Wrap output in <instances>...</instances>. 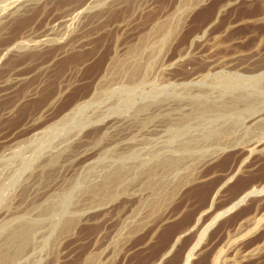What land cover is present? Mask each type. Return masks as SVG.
Returning <instances> with one entry per match:
<instances>
[{
  "label": "rangeland",
  "instance_id": "rangeland-1",
  "mask_svg": "<svg viewBox=\"0 0 264 264\" xmlns=\"http://www.w3.org/2000/svg\"><path fill=\"white\" fill-rule=\"evenodd\" d=\"M149 1L152 5L160 2ZM86 2L0 0V23H10V38L0 37V214L14 208L21 195L28 196L29 184L44 165L43 157L57 150L63 154L64 142L84 127L83 135L92 136L95 123L99 127L112 124L106 135L87 146L91 152H99L93 164L71 174L70 182L52 196L26 202L0 223V264H182L217 213L251 187L264 184V152H242L249 141L264 134L263 125L249 128V117L264 113V106H257L264 101V74L260 75L264 66L253 71L250 65H233L232 61L237 57L264 61V17L260 19L264 6L261 0H183L157 17L154 32L134 37L135 48L117 58L116 67L112 64L106 72L108 59L118 46L114 35L93 22H98L96 15L107 8L109 0ZM132 27L134 31L138 26ZM13 37L19 39L12 43ZM5 47H9L7 51ZM231 86H235L233 92ZM235 91L256 99L253 106L245 103L216 116L189 115L196 104L219 101L226 94L233 98ZM54 93L59 99L52 114L58 116V124L41 135L18 138L16 131L27 115ZM153 97L168 100L173 130L138 137L141 147L146 145L153 152L146 150L142 156L150 160L160 152L180 126L177 119L186 114L189 130L185 138H174L188 142L184 159L167 171L159 168L139 173L141 178L133 175L136 181L131 184L99 185L110 174L108 166L124 152L119 148V124L126 117H135L133 111L125 113L122 108L134 102L139 107L141 99ZM71 110H75V123L50 136L71 123L59 121ZM223 125H232L228 135L215 136L213 131ZM227 142L234 145L213 153ZM68 157L64 153L50 168L52 177L64 171ZM217 191L220 194L212 205ZM133 196L136 204L96 219L98 213L113 210ZM179 237L182 239L176 243ZM213 262L264 264V195L224 214L210 227L190 264Z\"/></svg>",
  "mask_w": 264,
  "mask_h": 264
},
{
  "label": "bare ground",
  "instance_id": "bare-ground-1",
  "mask_svg": "<svg viewBox=\"0 0 264 264\" xmlns=\"http://www.w3.org/2000/svg\"><path fill=\"white\" fill-rule=\"evenodd\" d=\"M86 1L87 0H81L82 3H85ZM159 1L162 2L161 0H159ZM166 1H167V3H160L159 2V3H156V5H152V3H150L149 0H146L145 1V4L142 3L141 0H109V2L107 4V8H105V10H103L99 15H96L97 19L99 18L98 19V22L96 21V22H93V23H98L97 26L98 25L99 26L101 25L102 29H104L105 32L106 31L108 32V35L109 34L114 35V38H115L116 43H117V45L116 44L115 45L118 46V48L116 49V51L114 50L115 51L114 55L113 56H110V61L108 59V62H109L108 64L109 65L106 66V72H109V70H111L112 64H113V66L116 65L115 64V61H116L117 58H119L120 56L126 55L127 53H130L131 52L130 50H133L135 48L134 47L135 44H134V41H133L134 37L136 38L140 33L141 34H144V35L145 34L149 35V33L151 31H153L152 29H154L153 25L156 24V20H158L159 17H161L164 13H166L168 11V9H169L168 7L169 6L170 7H173V6H177V4L179 6L183 2V0H166ZM261 1H262V5L264 6V0H261ZM155 2H158V0L155 1ZM85 4H83V5H85ZM158 4H160V5H158ZM6 10H4V11H6ZM158 12H159V14L161 13L159 16H157L158 15ZM156 13H157V15L154 16ZM10 17H12V15ZM260 17H261L260 19H263L264 13H262V15ZM8 22L9 21H7V22H1L0 23V27H1L0 37L3 36L5 38H7V36H8V38H10L9 37V33H8L9 27H10V23L8 25ZM4 23H6L7 25H4ZM134 24H137L138 27L136 28V30L134 29V31H133L132 30V28H133L132 25L134 26ZM157 26L159 27V25H157ZM99 32L103 34V31L102 32L99 31ZM122 35L123 36L124 35L127 36V38H126L127 41L126 40L125 41H122V39H121L123 37ZM140 35H139V37H140ZM21 36H23V33L21 34ZM21 36H19V37H21ZM19 37L14 38V40L12 41V43H14L15 41H17L19 39ZM128 37H130V38H128ZM123 39H125V38H123ZM8 48L5 47V50L7 51ZM136 51H137V49H136ZM58 52H60V49L57 51V53ZM179 56L181 57V55H179ZM235 56H237V55H235ZM129 57H132V56H129ZM124 59H126V58H124ZM135 59H136V57H135ZM127 60H128V58H127ZM131 60H129V61L131 62ZM251 60H252L251 57H246V58L237 57V58H235L232 61L234 62L233 65H239V64L242 65L244 63L246 65H250L252 67V70L253 71H259L260 69H262V66H264V61H261V58L260 59H257V61H261L262 63L261 62L254 63ZM171 61H170V63H171ZM173 61H174V59H173ZM181 61H182V58H181ZM137 62L135 60V63H137ZM119 63H121V62H119ZM228 64H230V63H228ZM231 64H230V67L232 66ZM255 64H258V65H255ZM122 65L124 66V64H122ZM129 65H131V64H129ZM260 65H262V66H260ZM117 66H118V64H117ZM134 66L135 65L133 64L132 67L135 68ZM167 66L169 67L168 64L165 67H167ZM171 66H172V64H171ZM118 68L121 69L122 67L120 68L118 66ZM165 70H166V68H165ZM188 70H189V68H188ZM246 70H248V69H246ZM131 71H132V69H131ZM164 71L161 72V73L163 74ZM165 73H167V71ZM174 74L175 73H170L169 72V75H174ZM263 74L264 73H262L260 75H263ZM185 75H187V74H185ZM263 77H264V75L262 76V79H263ZM263 80H260V81H263ZM257 81H259V80H257ZM263 82H261V83H263ZM260 84L258 85L256 83L255 86H257V85L260 86ZM234 87L233 86L230 87V89L232 88V92H233ZM227 89L230 90L229 87ZM227 89H226V92H227ZM236 94H237V92H236ZM238 94H239V96H238ZM238 94L236 95L237 97L235 96L233 98L231 97L232 94L230 95L231 98L229 96H227V94H226L225 95L226 97H222L221 100H219V101L216 100V101H213V102H205V103H202V104H196L195 106L192 107L193 110L191 112H189V115L192 114V115L195 116V114H198L199 115L200 112H202V115L206 113L209 116H210V114H215L214 116H216L217 113H220V112H223V111H226V110H229V109L231 110V108H236V107H239L241 105H244L245 106V103L249 104V106H253L254 101L256 99H254L253 97L251 99L249 96L240 95L239 92H238ZM227 97H229L230 100L223 99V98H227ZM58 99H59L58 94L57 93H54L48 99H45V102H43L42 104H40L36 108L33 107L34 109L29 113V115H27L28 118L26 117L27 119H25V123L22 124L21 126H19L18 127V130L16 131L18 138H21V137H24V136H29L31 134H38V135L40 134L41 135V133H43L44 130H46L48 128L51 129V131H52V128H50V127H53V125H57L58 124L57 123L58 122L57 121V119H58L57 117L58 116L53 117V114H52V111H53L54 106H55L56 102L58 101ZM140 101H141V103H140L141 106H139V107H137V104L139 102L138 103L137 102L130 103V105H125L126 107H123L122 106L123 107L122 109H123V111L125 113H130L131 111H133L132 113L135 114L134 115L135 117L134 118H132V117L131 118L130 117H126L124 119L122 118L123 121H121V123L119 124L120 125L119 127L121 129L120 130V133H121V143L119 144V148L121 147V150H123L124 152L120 154L118 160H114V162L110 166H108V169H107L108 171L107 172H110V174L109 175H106L105 174L106 176L102 178V181L101 180L99 181V183H100L99 185H101V186H103V185L104 186H107L109 184H111V185L112 184H122V185L131 184L134 181H136V177L135 176L141 175L139 177L140 178L142 177V174H139V173H142V172L144 173L145 171H146V173L147 172L148 173H151V172H153L156 169H158V170L163 169V170L167 171L172 166H174V164H179V162L184 159L185 152H186L185 151V148H187L186 146H187L188 142H185V143L184 142H178L177 140L179 139L180 136H183V138H185L184 137V133L187 130H189L190 122L187 121V119L189 117H187L186 114H183L182 118L177 119L179 121V123H180V126L176 130L173 131L175 133L173 134V139H171V141L168 140L165 143L163 142L164 143L163 144L164 147L161 148L160 152L159 151H157V152L154 151L155 153L152 154L153 157L151 156L152 158L150 160L149 159H146L145 157L142 156V154L146 150H147L146 151L147 153H150L151 150L150 149L148 150V148H146L148 146H146V145H145L146 147L144 146V148H142L141 147V145H142V142L141 141L142 140H140V138H138V137H143L142 139H144L148 135H152V134H155V133H163V132L164 133L165 132L168 133V132H171L173 129L171 128V124H170L169 121H171L173 118L170 115V111H171V108L170 107L171 106L168 103V100L167 99L162 100V101H157L156 100V97H153L152 100L151 99H141ZM259 105H262V106H259ZM257 106L259 108L263 107L264 106V101H263L262 104L259 103ZM74 111L75 110H71L61 120H59L61 123H62L63 120H65V121L66 120H69V122H71V123H67L66 122V124L63 125V127H65V128H63V129H58L57 128L55 131L51 132V135L50 136H53L54 137L60 131L66 129L69 125H72V124L75 123L74 122V117L72 118V115H73L72 113ZM182 111H184V113H185V110H182ZM169 117H171L172 119H170ZM206 117H208V116H206ZM249 119L253 123V125H251L252 123L250 124L249 128L251 126H254V124H256V126L257 125H263L264 126V113H262V111L261 112H258V113H254L251 117H249ZM100 122H102V121H100ZM243 122H242V125L244 126L245 124ZM110 125H112V124H108V125H104V126H100L99 127L95 123L93 125V127L95 126V128L96 127L97 128H96V130H95V132H94V134L92 136H88V134L83 135L84 132H85V130H86L85 127L82 128V129H80L75 134H73V135L71 134L72 135L71 139H68L66 142H64L65 143V146H64L63 154L64 153H68V155H69V157L66 159L67 160L66 166L64 167V171L62 173L60 172V175H58L56 177H52V175L49 173V170H50V168L52 166H54L56 164L55 162L63 154L60 153V152L58 153V150H57L56 153H53L49 157H47V156L46 157H43V160H44L43 163H44V165H42V167H40L41 169L36 174V175H38L37 179H34L33 180L34 182H31L29 184L30 186H29L28 189H31V190L29 191L28 196L21 195L17 199V201L15 202V204H14L15 207L14 208L13 207H11L10 209L8 208V210L6 212L1 213L0 214V223H2L3 221L8 220L9 219V216L11 214L13 215L14 213L16 214V212L20 211V209H22L23 206L26 205V202H28L30 200H34L35 198L37 199L38 196L40 198L41 197H46L47 198V196H49V197L52 196L53 194H55L57 191H59L60 189H62L63 187H65V185H67L70 182V180L72 178V176H70L71 174L73 175L75 172H77V170L80 167H82L84 165H87L88 166V164H93L95 162V160L99 157V152H96V153L95 152H91L92 150L90 149V147H87V146L91 145V143H93V141H94V139L96 137L99 138V137H102V136L106 135L107 132L110 131L109 130V126ZM237 125H239V124H237ZM231 126L225 128L224 125H223L220 130H214L213 132L215 134L214 133L213 134L215 136H219V134L222 133V134H224L223 137H225V135L228 132H230L229 130H231ZM240 126H241V124H240ZM235 128H236V126H235ZM262 132L264 133V131H262ZM262 132H261V134H262ZM61 134H64V133H61ZM261 134H258V135L260 136ZM262 135H261L262 137H260V138L258 137L259 140L257 139V137H255L257 140L256 139H253V140H251L252 142H250L248 140L250 144H248L246 146L244 145L245 147L242 149L243 154L244 153H250V154L252 153L253 154L255 152L263 153L264 152V134H262ZM174 138H176L177 140L174 139ZM149 139H147V140H149ZM198 139H199V137L197 138V140ZM192 141H193V139H192ZM248 141H247V143H248ZM193 142H191V143H193ZM230 145H234V143L233 142L224 143L222 146L216 147L213 150V153L215 154V153H219V152L225 151L226 148H230L231 147ZM174 147L176 148V151L175 152L174 151L172 152V148H174ZM43 150H44V148H43ZM42 153H43V151H41V153L39 152L37 158H39V156H41ZM151 153H153V152H151ZM183 162H181V163H183ZM133 175H135V176H133ZM218 193L220 194V192L217 191V194L213 197L212 205H214L215 201H217L216 198L218 196ZM263 193H264V184L263 185L253 186L249 190H247L246 192H244L242 194V196H240L239 199H237L234 203H232L228 208H226L222 212L217 213L213 217V219L211 220V222L207 226H205V228L201 231V233H200L198 239L196 240V242L192 245L191 248H189L188 252L186 253V255H185V257H184V259L182 261V264H190L192 262L193 258L195 257V255L197 254V252L200 250V247H201V245H202V243L204 241V238L207 235L210 227L212 225H214V223L220 217H223L224 214L226 215V213H228V212L229 213H232L233 211L237 210L242 205H245V203H247L253 197H255V196L259 195V194L264 195ZM137 202L138 201L135 198V196L129 197V198L124 199L123 201H121L120 206H117V208L114 206L115 208L113 210H111L110 208L109 209H106V211L103 210L104 212L103 211L100 212L101 214L98 213L99 215L97 214V216H95V217H96V219L97 218L98 219L99 218L101 219V217H104L107 214L110 215L115 210H117V211L118 210H120V211L126 210L128 207L136 204ZM200 218H201V216H200ZM91 220H89V221L91 222ZM97 220H94V221H96V223L94 221L93 222L95 224H97L99 222ZM261 221H262V219H261ZM196 223L197 224L200 223V219L199 218H198V220H197ZM180 238L181 237L177 238V240L175 242L176 243L179 242ZM176 243H175V245H176ZM175 245L173 247H175ZM75 254H76V252H75ZM213 264H216V263L213 262Z\"/></svg>",
  "mask_w": 264,
  "mask_h": 264
}]
</instances>
